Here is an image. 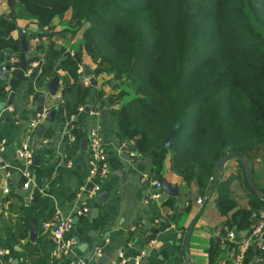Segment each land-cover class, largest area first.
Instances as JSON below:
<instances>
[{
	"label": "crops",
	"instance_id": "crops-1",
	"mask_svg": "<svg viewBox=\"0 0 264 264\" xmlns=\"http://www.w3.org/2000/svg\"><path fill=\"white\" fill-rule=\"evenodd\" d=\"M70 16L69 13L47 27H39L35 19L17 14L15 0H0V17L16 25L9 34L0 25V68L12 61L19 64L21 36L25 35L29 45L26 58L32 64L26 75L34 63L43 60L44 66L57 51L59 57L54 71L61 78L57 93L47 94L38 106V110L58 109L53 122L45 118L41 126L45 130L40 135L41 128L33 131L30 124L37 112L34 110L36 99L46 92L44 85L52 78L47 75L41 78L40 71L38 77L21 82L15 90L0 81V138L7 140L5 150L0 153V249L5 251L6 264H233L231 247L234 245L226 238L228 231L233 230L238 238H243L253 229L256 219L252 215L250 227L243 230L236 229L229 221L236 211L251 207L254 197L251 190L264 198V192L260 191L264 189V157L253 164V183L248 162L242 161V166L233 158L224 164L222 172L218 171V179L208 191L200 190L196 181L187 183L174 170L169 147L163 167L158 171L152 155L141 153L135 138L125 139L119 132L117 113L127 97L124 78L95 73L97 65L84 48L85 26L77 30L70 27ZM9 37L16 41L17 49L1 45ZM68 55L80 59L77 80L65 71L63 60ZM85 65L93 72L92 76H86ZM80 83L90 88L89 95L81 102L77 99ZM13 91L14 103L1 108ZM68 102L70 106L66 109ZM81 106L84 110L78 112ZM69 112H78L74 142L61 138ZM95 127L101 128L110 171L89 215L73 217L77 242L64 254L56 249L52 234L44 224L71 216L82 206L90 185L87 181L89 134ZM48 128L53 130L52 136L45 134ZM84 140L86 147L82 150ZM50 141L51 146L45 147ZM25 142H30L32 151L37 142L38 151L33 153L39 159V164L34 163L32 168L35 180L29 199L20 185L24 163L17 156L18 148ZM132 153L137 156L133 157ZM13 174L18 175L16 183ZM161 178L176 188L177 194H168L163 201L145 203L148 192L156 189L152 181ZM225 182L221 195L219 189ZM160 190L163 196L166 191ZM100 195L103 197L98 202ZM200 198L202 204L198 202ZM31 221H36L39 230L34 242L30 240ZM193 221L188 258L184 239ZM251 246L255 247L257 257L250 264H264L258 261L261 254L260 249L257 253L258 244Z\"/></svg>",
	"mask_w": 264,
	"mask_h": 264
},
{
	"label": "trees",
	"instance_id": "trees-1",
	"mask_svg": "<svg viewBox=\"0 0 264 264\" xmlns=\"http://www.w3.org/2000/svg\"><path fill=\"white\" fill-rule=\"evenodd\" d=\"M15 5L17 14L39 27L69 13L70 27L85 25L84 48L97 65L95 73L122 76L127 86L117 113L121 136L135 138L158 171L172 134L174 170L202 191L213 187L224 156L242 166L247 161L252 171L264 157V0H16ZM0 25L7 34L16 28L2 17ZM1 45L17 49L11 37ZM58 57L55 51L47 59L41 78L56 76ZM63 65L77 80L79 57L68 55ZM89 89L78 84V101H85ZM45 134L54 132L48 128ZM25 181L22 177L20 185ZM251 191V207L229 221L238 230L249 228L251 216L264 209V198ZM256 257L250 246L243 264Z\"/></svg>",
	"mask_w": 264,
	"mask_h": 264
},
{
	"label": "built area",
	"instance_id": "built-area-1",
	"mask_svg": "<svg viewBox=\"0 0 264 264\" xmlns=\"http://www.w3.org/2000/svg\"><path fill=\"white\" fill-rule=\"evenodd\" d=\"M37 65L38 62L34 63L33 68L31 67L30 71L35 69ZM3 70H5V66H3ZM9 71L11 75H14L18 71V65L15 61L11 62ZM10 109L13 111L12 107ZM83 110L84 107L81 106L78 112H82ZM50 111L51 108L37 110L35 117L30 124L31 130L35 131L40 129ZM78 112L67 116L65 120L61 138L66 142H74L76 140L74 131L77 129ZM89 139V170L87 181L90 185L84 194L85 200L82 203V206L71 216L59 219V221L46 222L44 224L45 229L49 230L52 234L56 249L64 254L68 253L77 242L76 237L74 236L75 222L73 217H84L89 215L98 194L101 192L102 183L108 177L110 171L101 128H93L90 131ZM6 143L7 140L5 138H0V153L5 150ZM17 156L24 163L23 176L26 181L23 185V189H26L32 180V168L34 166V153L31 149L30 142H25L18 148ZM132 156L136 157L137 154L132 153ZM144 179L146 180L147 176H144ZM152 184L156 189L148 192L144 200L145 203L158 201L161 198L162 191L160 189H162V183L160 180H154L152 181ZM5 192H8V188H5ZM198 202L202 204L203 200L200 198ZM253 216L256 219L255 225L245 237L238 238L237 233L233 230H230L227 233V240L234 245L231 247V251H233V264H243L245 252L253 243L258 244L261 252L258 261L264 263V209L255 212ZM4 254L5 251L0 249V264H6V261L3 259ZM78 264L85 263L80 262Z\"/></svg>",
	"mask_w": 264,
	"mask_h": 264
},
{
	"label": "water",
	"instance_id": "water-1",
	"mask_svg": "<svg viewBox=\"0 0 264 264\" xmlns=\"http://www.w3.org/2000/svg\"><path fill=\"white\" fill-rule=\"evenodd\" d=\"M21 42H22V46H21L20 60H19V64H18V71L14 75H11V73L9 71V68H10L9 64L5 66V70H3V68H0V81H3L6 84H8L10 86V88H12L13 90H15L21 82L26 81L27 79L34 80L36 77H38L39 72L41 71L43 63H44L43 60L39 61L36 68L33 69L32 71H30L28 73V75H26L30 65H32V64H30L26 58V53L29 51V45L27 42V37L25 35L21 36ZM8 53L11 55L12 50H9ZM10 57L11 56H8V59H10ZM46 58L47 57L45 56L44 59H46ZM84 69L86 71V76H92L93 75V72L88 68L87 65L84 66ZM91 82H92V84L95 85V80L93 78L91 79ZM60 86H61V78L59 75H56L52 79H50L44 85V89L46 90V92L38 95V97L36 99L37 104L34 107V110L37 111L38 106L43 104L44 99H45L47 94L55 95L57 93L58 89L60 88ZM1 91H4V88H2ZM14 97H15V91L11 92L10 99L6 104H4V103L1 104V108L4 105H9V106L12 105L14 103ZM57 111H58L57 108L52 109L48 113V115L46 116V120L49 122H53L55 120V116L57 114ZM44 130H45V128H41L38 131V135H40ZM173 137H174V134H172L169 137V139L165 142L164 146L171 148L172 142H173ZM82 143L83 144L81 146V149L84 150L86 147V140H84ZM51 144H52V141L47 143L45 145V147H49V146H51ZM33 151L35 153L38 151L37 142H35L33 144ZM229 158H230V156H224L223 158H221L218 161L216 168L219 172L223 171V166L229 160ZM34 163H35V165L39 164L38 156L34 157ZM247 166L249 169L250 181H251V183H253V181H252V170H251L250 163H247ZM17 177H18L17 174H13V176H12V179L14 180L15 183H16ZM34 180H35V178H33L31 180L28 188L25 189L24 196L27 199H29V197L31 195L33 185H34ZM160 182L162 183V188L166 191V193H164L163 196H161L160 201H163L168 196V194H172V195L177 194V192L175 190L176 188L172 187L171 185L166 184L165 181L163 180V178L160 179ZM253 186L255 187L254 184H253ZM102 197H103V195H100L99 198L97 199V201L100 202ZM263 197H264V194H263ZM166 224L168 225V222H166ZM193 226H194V221L189 226V228L185 234V239H184V248H185L186 256L188 258H189L188 242H189L190 232H191ZM38 232H39V230H38V226H37L36 221H31L30 222V240L32 242H34L36 240V238L38 236ZM257 253L259 254V248H257Z\"/></svg>",
	"mask_w": 264,
	"mask_h": 264
},
{
	"label": "rangeland",
	"instance_id": "rangeland-1",
	"mask_svg": "<svg viewBox=\"0 0 264 264\" xmlns=\"http://www.w3.org/2000/svg\"><path fill=\"white\" fill-rule=\"evenodd\" d=\"M15 3H16V0H15ZM84 26H85V25H84ZM84 31H85V29H84ZM124 83H125V82H124ZM124 85H125L124 87L127 89V86H126V84H124ZM126 89H125V91H126ZM127 93H128V92H127Z\"/></svg>",
	"mask_w": 264,
	"mask_h": 264
}]
</instances>
